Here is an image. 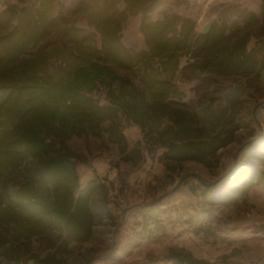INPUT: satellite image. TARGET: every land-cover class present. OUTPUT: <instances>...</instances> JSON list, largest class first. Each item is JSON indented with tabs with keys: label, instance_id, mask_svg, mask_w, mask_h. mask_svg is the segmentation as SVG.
I'll return each instance as SVG.
<instances>
[{
	"label": "trees",
	"instance_id": "trees-1",
	"mask_svg": "<svg viewBox=\"0 0 264 264\" xmlns=\"http://www.w3.org/2000/svg\"><path fill=\"white\" fill-rule=\"evenodd\" d=\"M120 1L129 10L142 13L140 30L147 53H134L121 41L118 31L124 12L116 7ZM166 1L76 0L72 13L83 15L93 28L90 30L69 23L54 0H36L22 7L0 0L4 5L0 10V180L26 156L33 159L25 166V177L13 195L0 188V224L14 240L54 229L64 230L65 241L82 242L90 235L92 189L80 188L75 168L84 157L63 146L56 148L54 139L97 133L103 121L113 122L121 112L145 133L153 136L155 132V141L165 148L161 156L169 161L208 164L209 157L232 140V132L202 136L194 130L192 117L171 106L179 93L163 72L175 71L182 53H199L208 43L213 48L208 64L239 74L259 73L264 52L258 60L246 50L245 42L230 48L234 33L226 32L223 23L212 22L205 33L196 34L194 22L178 13L151 19L148 14ZM53 29L56 35L51 40ZM148 56L158 58L159 66L153 67ZM51 58L55 64L48 69ZM109 62L132 72L140 69L142 87L131 78H120L118 89H111L109 84L117 75ZM99 85L108 87L107 104L92 96ZM242 93L239 82L226 97L235 104ZM203 115L211 117L207 108ZM165 118L171 123L163 125ZM110 129L119 132L114 123ZM211 188L205 185L204 194ZM5 256L8 261L19 257ZM168 256L174 264H208L184 248H173ZM31 257V264L53 261L51 257Z\"/></svg>",
	"mask_w": 264,
	"mask_h": 264
},
{
	"label": "rangeland",
	"instance_id": "rangeland-1",
	"mask_svg": "<svg viewBox=\"0 0 264 264\" xmlns=\"http://www.w3.org/2000/svg\"><path fill=\"white\" fill-rule=\"evenodd\" d=\"M35 1L9 0L20 7ZM75 1L54 0V4L69 23L93 30L83 15L72 13ZM3 7L0 3V10ZM116 7L124 12L118 31L121 41L134 53H147L146 41L140 30L142 13L129 10L122 1ZM239 9L242 10L240 15L237 13ZM167 12L191 15L196 34L201 33L203 23H207L208 27L212 22L223 23L226 32L234 33L228 43L230 48L245 42L246 50L254 49L255 52H252L258 60L261 59L264 52V0H167L148 16L154 19ZM55 35L56 29H53L49 38L54 40ZM100 43L101 36L97 34V45L100 46ZM212 51L208 43L199 53H182L178 63L187 65L191 61L192 66L163 72V77L169 79L179 93L177 98L171 100L175 101L171 106L192 117L194 130L202 136L232 132V140L210 156L208 164L194 160L169 161L161 156L165 148L155 141V132L153 136L145 133L138 124L127 121L121 112L113 122L108 119L103 121L97 133L88 131L71 134L63 140L54 139L56 148L63 146L84 157V161L76 162L75 168L80 188L88 186L92 189L90 206L94 221L90 235L82 242L65 241L64 230L54 229L14 240L0 224V238L5 237L4 243L0 244L2 264H24L26 260L31 264V256L51 257V264H116L117 260L112 254L125 243L124 235L130 233V228L134 230L136 227H124L125 218L132 220L140 217V211L144 208L146 217L143 218L153 220L159 213L149 214L148 211H155L154 207H160L157 204L164 201L168 203L164 209L165 219L181 225L189 221L203 227L204 219L213 220L216 216L240 218L255 213L254 205L248 200L247 192L252 182L248 172L255 163L260 165L256 161H261L252 155L258 149L261 150L258 153L264 155V62L259 73L239 74L208 64ZM147 61L153 67L159 66L156 57H149ZM54 64L51 58L47 63L48 69ZM109 64L117 75L109 84L111 89H118L120 78H131L137 86L142 87L139 82L140 69L132 72ZM203 65L205 68H200ZM239 82L243 86V93L239 102L231 104L226 94ZM107 89V86L99 85L92 92L93 98L100 104H107ZM170 99L168 97L166 100ZM204 108L211 117L203 115ZM112 123L119 131L117 134L110 129ZM167 123H171V120L165 118L163 125ZM236 124L238 127L233 130ZM32 160L26 156L14 170L5 173L0 180L3 192L13 195L17 184L25 177V166ZM207 184L212 188L206 195L204 190ZM175 188L177 195L172 198L167 192ZM173 248L178 247H172L169 251ZM6 253L19 257L8 261ZM168 253L166 257H169ZM155 260L158 259L128 258L123 264H144Z\"/></svg>",
	"mask_w": 264,
	"mask_h": 264
},
{
	"label": "crops",
	"instance_id": "crops-1",
	"mask_svg": "<svg viewBox=\"0 0 264 264\" xmlns=\"http://www.w3.org/2000/svg\"><path fill=\"white\" fill-rule=\"evenodd\" d=\"M241 12L242 10L240 9L237 11L239 15ZM254 12L252 10L253 14ZM162 16L154 19L161 18ZM218 16H221L222 19V14L219 13ZM183 17L192 18V21L194 19L191 15L187 14L183 15ZM233 18H235V15ZM204 25L205 23L201 26V32ZM252 51L255 52L254 49ZM188 62L190 63L191 61ZM179 67L183 68V63H178L177 69ZM258 152L261 153V150L258 149ZM258 152L252 156L261 159V161H256L260 162V165L255 163L248 172V176L252 182L247 192L248 200L254 205L255 213L248 214V217L230 219L216 216L213 220L204 219L202 221L203 227H199V225H194V223H189V221L182 223V225L173 221L168 222L170 220L165 219L166 213H164L165 206L168 205L166 201L158 203L157 205L160 207H154L155 211H148L149 214L159 213L153 220L143 218L146 217L144 216L146 211L143 208L140 211V217L137 215L138 217L132 220L126 217L124 220V227H136L134 230L130 228V233L124 235L126 239L125 243L112 254V257L117 260L116 264H123L128 258L130 260H143L147 257L157 258L158 260L144 264H174L171 258L166 257V254L172 247L184 248L194 258L203 260L208 264H243L263 255L264 167L262 168L261 165L264 164V155ZM167 193H170L173 198V196L177 195L176 188L170 189ZM146 222L149 225L145 227L143 225H147ZM145 228L147 230L144 232L143 229ZM150 228L151 231H149ZM131 230L134 232L140 231V233L133 234ZM118 260H121V262Z\"/></svg>",
	"mask_w": 264,
	"mask_h": 264
},
{
	"label": "built area",
	"instance_id": "built-area-1",
	"mask_svg": "<svg viewBox=\"0 0 264 264\" xmlns=\"http://www.w3.org/2000/svg\"><path fill=\"white\" fill-rule=\"evenodd\" d=\"M243 264H264V254Z\"/></svg>",
	"mask_w": 264,
	"mask_h": 264
},
{
	"label": "water",
	"instance_id": "water-1",
	"mask_svg": "<svg viewBox=\"0 0 264 264\" xmlns=\"http://www.w3.org/2000/svg\"><path fill=\"white\" fill-rule=\"evenodd\" d=\"M208 30V24L206 23L202 29V32L205 33Z\"/></svg>",
	"mask_w": 264,
	"mask_h": 264
}]
</instances>
